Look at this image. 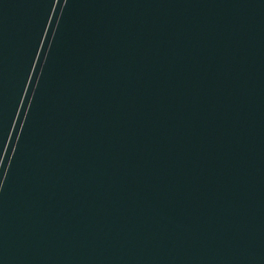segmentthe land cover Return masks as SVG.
<instances>
[{
	"label": "water",
	"instance_id": "95a60500",
	"mask_svg": "<svg viewBox=\"0 0 264 264\" xmlns=\"http://www.w3.org/2000/svg\"><path fill=\"white\" fill-rule=\"evenodd\" d=\"M0 264H264V0H0Z\"/></svg>",
	"mask_w": 264,
	"mask_h": 264
}]
</instances>
